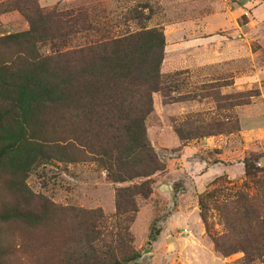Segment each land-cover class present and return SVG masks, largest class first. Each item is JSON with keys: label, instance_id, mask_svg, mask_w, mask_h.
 Listing matches in <instances>:
<instances>
[{"label": "rangeland", "instance_id": "rangeland-1", "mask_svg": "<svg viewBox=\"0 0 264 264\" xmlns=\"http://www.w3.org/2000/svg\"><path fill=\"white\" fill-rule=\"evenodd\" d=\"M240 1L33 0L29 6L33 17L36 8L53 15V29L36 47L40 55H54L66 48L104 42L155 27L163 34L164 30L183 32L186 26L209 23L211 14H205L204 9L217 6L232 10ZM12 6L13 0H0V11L7 9L0 12V36L30 28L25 14L11 9ZM68 12L72 15L68 16ZM74 17L92 29H79L64 40L58 35L63 30L57 24L72 22ZM225 21L234 24L233 18L225 17ZM80 27L79 23L77 28ZM241 67L243 64L236 62L162 73L160 64V89L152 94L153 110L145 125L146 136L165 168L132 181H111L106 170L85 153H76V160L68 162L53 156L43 157L28 142L9 148L11 143L3 128L11 121L10 117L3 116L0 121V264H191L194 261L203 264V255L198 256L196 251L206 254L209 242L213 244L200 218L198 195L213 180L199 190L194 174L182 168L179 150L195 138L181 141L173 125L186 130L203 122L210 125L207 127L211 131H228L239 126L234 104L250 103L260 94L257 84L241 94L233 87L227 89L232 85L231 75ZM215 77L217 81L211 80ZM223 89L229 91L223 92ZM186 98L208 100L202 110L176 115L169 114L164 107ZM40 130L35 133L38 144L48 129ZM27 136L30 133L25 134V139ZM174 137L178 139L174 141ZM263 155L264 150L250 152L248 159L262 167ZM263 175L264 172H257L256 179H262ZM244 179L242 175L240 179L229 180L241 186ZM143 180L150 181L151 193L135 194L136 210L117 214V189ZM215 227L223 228L218 223ZM192 245L197 246L193 251ZM223 260L221 264H264L259 259L246 263L243 252L225 256Z\"/></svg>", "mask_w": 264, "mask_h": 264}, {"label": "trees", "instance_id": "trees-1", "mask_svg": "<svg viewBox=\"0 0 264 264\" xmlns=\"http://www.w3.org/2000/svg\"><path fill=\"white\" fill-rule=\"evenodd\" d=\"M31 3L33 0H13L11 8L25 14L29 30L0 36V121L3 116L10 117V124L3 128L11 143L8 147L28 142L43 157L68 162L76 160V153H85L113 182L148 177L164 169L146 136L145 125L153 110L152 94L161 84L159 67L165 43L161 29L40 55L36 43L53 29L54 17L37 8L35 17L31 16ZM57 28L63 30L58 35L64 40L79 29H92L76 17L57 24ZM207 126L201 122L183 130L173 125V130L181 141H188L239 128L211 131ZM38 129H48L41 144L35 142ZM49 133L53 136H47ZM248 155L243 160L242 185L225 176L216 177L198 195V206L215 251L224 257L243 252L246 263L255 259L264 263V175L256 179L257 172H264V162L259 167ZM150 193L149 180L120 187L116 191L117 214L136 210L135 194ZM214 220L223 228L218 230Z\"/></svg>", "mask_w": 264, "mask_h": 264}, {"label": "crops", "instance_id": "crops-1", "mask_svg": "<svg viewBox=\"0 0 264 264\" xmlns=\"http://www.w3.org/2000/svg\"><path fill=\"white\" fill-rule=\"evenodd\" d=\"M203 12L211 14L208 16L209 23L186 26L187 30L183 32L179 29H174L173 32L164 30L161 72L241 62L243 67L231 75L232 85L227 89L231 90L233 87L236 92H244L251 85L257 84L260 94L256 100L236 106L238 130L194 139L180 148L178 159L182 161V168L188 174H194L192 177L199 190L217 176L240 179L244 175V157L250 152L264 150V0H241L232 10L212 6ZM225 17L233 18L234 24L224 22ZM190 27L192 30L188 31ZM217 79L218 77L211 78L213 81ZM227 89H223V92ZM207 100L208 98L186 99L164 107L169 114L176 115L185 111L202 110ZM175 139L178 138L174 137L173 140ZM207 154H213L214 157ZM198 168L199 172L195 173ZM190 240L191 243H196L195 240ZM194 247L197 246L192 245L191 251ZM207 251L206 254L196 251L198 256L200 253L203 255V264H221L224 261V257L217 254L210 242ZM191 264L201 263L194 261Z\"/></svg>", "mask_w": 264, "mask_h": 264}]
</instances>
